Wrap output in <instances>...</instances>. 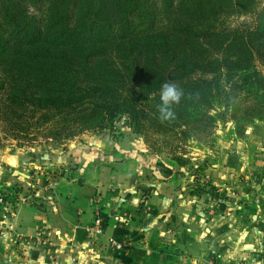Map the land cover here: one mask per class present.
Listing matches in <instances>:
<instances>
[{"label":"trees","instance_id":"obj_1","mask_svg":"<svg viewBox=\"0 0 264 264\" xmlns=\"http://www.w3.org/2000/svg\"><path fill=\"white\" fill-rule=\"evenodd\" d=\"M257 1L0 0V141L60 142L126 120L181 144L244 103L263 121L264 16L230 21ZM165 82L184 96L162 122Z\"/></svg>","mask_w":264,"mask_h":264},{"label":"crops","instance_id":"obj_2","mask_svg":"<svg viewBox=\"0 0 264 264\" xmlns=\"http://www.w3.org/2000/svg\"><path fill=\"white\" fill-rule=\"evenodd\" d=\"M128 128L121 140L83 135L50 164L32 153L3 157L0 186L47 202L17 210L13 231L0 233V264H264V134L192 178ZM42 162L65 170L54 189L30 179Z\"/></svg>","mask_w":264,"mask_h":264},{"label":"rangeland","instance_id":"obj_3","mask_svg":"<svg viewBox=\"0 0 264 264\" xmlns=\"http://www.w3.org/2000/svg\"><path fill=\"white\" fill-rule=\"evenodd\" d=\"M257 2V10L255 11L256 14L234 17L231 18L230 21L234 22V24L247 21L252 23L260 15L264 16V0H258ZM247 105L248 104L244 103L242 104V107H233L232 111L230 110L228 112L227 108L222 109L221 107H215L214 109L217 110V112H227L226 116L218 118V124L214 130L215 134L208 135L206 137L202 136L199 141L190 138L186 142L180 144V142L172 138L171 135L168 137L152 133L140 135L131 130L129 122L126 120L115 122L111 127L104 131L87 132L83 135L104 133L113 137L114 140H121L120 138L124 139L126 136L125 130L123 129L125 126H128V129L133 134L142 137L149 152L156 158L167 160V163H171L169 160L174 161L173 158H175V156H183L186 158V160L189 161V164H187V166H183L182 168L184 171H187L190 175H192L193 178L195 173L193 170L194 165L210 167L215 164H220L226 153L233 149L232 147H234L236 143H242L246 141L247 138L254 135L264 134V120H252V122H250L251 119L244 117V112L246 110L254 108L247 107ZM234 110L237 113L234 112ZM215 114L216 113H212V115ZM234 115H236V117H234ZM83 135L72 140H64L60 142L46 140L44 138H40L35 142L29 143L1 140L0 161L3 160V157H22L25 154L27 155L28 153H32L41 160L43 157L47 158L48 162H46L50 164L55 160L56 156L59 155L63 147L76 142ZM175 165L177 166L178 164L176 163ZM54 166L57 170L51 171L46 168L47 164L44 162L36 164L31 168V181L33 183H38L37 181L40 180L45 188H49L50 190L54 189L57 185L58 179L65 175V170L61 165L59 166V164H54ZM38 185L39 184H37L36 188H38ZM11 188L12 190H9ZM2 194L10 196L9 198H6L7 200L10 199V201L5 205L0 204V233L7 232L8 230L11 232L13 231V227L10 222L15 217L18 209L29 206L31 207L32 204H36L37 200L39 201V204L47 202L45 195L42 197L34 192L24 194L23 191L17 187L6 188L0 186V197H2ZM22 198L28 199V205H24L22 202H19ZM97 213L101 214V209L96 212V215ZM262 257L264 258V255ZM218 259V257H213L212 260H214V262H218Z\"/></svg>","mask_w":264,"mask_h":264},{"label":"clouds","instance_id":"obj_4","mask_svg":"<svg viewBox=\"0 0 264 264\" xmlns=\"http://www.w3.org/2000/svg\"><path fill=\"white\" fill-rule=\"evenodd\" d=\"M183 96V90L179 88L176 83L165 82L162 84L160 91L161 104L158 105L160 120L162 122L170 121L175 118L173 106L179 105Z\"/></svg>","mask_w":264,"mask_h":264},{"label":"built area","instance_id":"obj_5","mask_svg":"<svg viewBox=\"0 0 264 264\" xmlns=\"http://www.w3.org/2000/svg\"><path fill=\"white\" fill-rule=\"evenodd\" d=\"M16 194V193H15ZM2 197H0V204H8L10 199H6L9 198L10 196H8L7 194H2ZM19 202H22L24 205H28V199L27 198H22L20 199ZM103 225H104V221L102 218V215L100 213H97L96 218L93 222V225L89 228V232H92L95 235H102L103 234ZM37 240L38 242H40L43 245H47L49 246L50 243L47 239H45L44 235L42 233H38L37 234ZM115 248L118 250H122L123 249V245L120 244H114Z\"/></svg>","mask_w":264,"mask_h":264}]
</instances>
